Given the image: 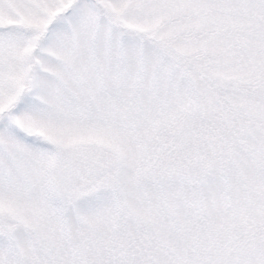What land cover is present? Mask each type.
Segmentation results:
<instances>
[{"label":"rangeland","instance_id":"rangeland-1","mask_svg":"<svg viewBox=\"0 0 264 264\" xmlns=\"http://www.w3.org/2000/svg\"><path fill=\"white\" fill-rule=\"evenodd\" d=\"M0 264H264V0H0Z\"/></svg>","mask_w":264,"mask_h":264},{"label":"trees","instance_id":"trees-1","mask_svg":"<svg viewBox=\"0 0 264 264\" xmlns=\"http://www.w3.org/2000/svg\"><path fill=\"white\" fill-rule=\"evenodd\" d=\"M252 79H254L253 82H257V81H258V79H257L256 77H254V74H251V73L245 77L244 81H245V82H248L247 87H249L250 84H251V85L253 84ZM249 82H250V83H249ZM251 82H252V83H251ZM259 88L261 89V87H258L257 89H259ZM257 89H256V90H257ZM242 146H243V147H246V145L243 144V142H242ZM246 148L248 149V147H246Z\"/></svg>","mask_w":264,"mask_h":264},{"label":"water","instance_id":"water-1","mask_svg":"<svg viewBox=\"0 0 264 264\" xmlns=\"http://www.w3.org/2000/svg\"><path fill=\"white\" fill-rule=\"evenodd\" d=\"M67 8H68V5L65 6V9H67Z\"/></svg>","mask_w":264,"mask_h":264}]
</instances>
